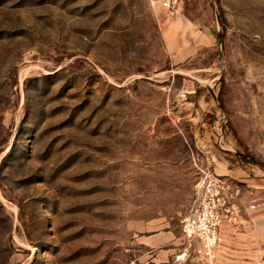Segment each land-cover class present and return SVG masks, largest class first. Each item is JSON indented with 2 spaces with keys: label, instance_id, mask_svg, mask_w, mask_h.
<instances>
[{
  "label": "rangeland",
  "instance_id": "374dc122",
  "mask_svg": "<svg viewBox=\"0 0 264 264\" xmlns=\"http://www.w3.org/2000/svg\"><path fill=\"white\" fill-rule=\"evenodd\" d=\"M0 264H264V0H0Z\"/></svg>",
  "mask_w": 264,
  "mask_h": 264
},
{
  "label": "built area",
  "instance_id": "2783aa9c",
  "mask_svg": "<svg viewBox=\"0 0 264 264\" xmlns=\"http://www.w3.org/2000/svg\"><path fill=\"white\" fill-rule=\"evenodd\" d=\"M161 4L171 12H177L179 9V0H161ZM225 183L220 179L214 180L207 191L201 194L199 205L188 219L190 230L198 241L196 252L204 257H214L223 243L221 226L228 200L221 190L225 188ZM227 186L229 187L228 184Z\"/></svg>",
  "mask_w": 264,
  "mask_h": 264
}]
</instances>
